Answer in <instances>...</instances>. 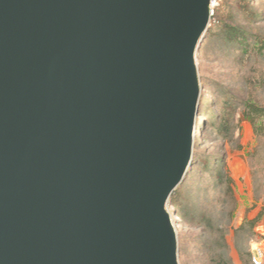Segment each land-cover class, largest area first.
Returning <instances> with one entry per match:
<instances>
[{
  "label": "water",
  "instance_id": "obj_1",
  "mask_svg": "<svg viewBox=\"0 0 264 264\" xmlns=\"http://www.w3.org/2000/svg\"><path fill=\"white\" fill-rule=\"evenodd\" d=\"M211 0H0V264H179Z\"/></svg>",
  "mask_w": 264,
  "mask_h": 264
},
{
  "label": "rangeland",
  "instance_id": "obj_2",
  "mask_svg": "<svg viewBox=\"0 0 264 264\" xmlns=\"http://www.w3.org/2000/svg\"><path fill=\"white\" fill-rule=\"evenodd\" d=\"M224 2L228 9L219 18L232 8L235 25L264 40V0H250L244 12L236 6L237 0ZM218 4L220 0H214L213 9ZM217 20L210 19L196 53L201 103L194 130L192 163L186 179L177 188L181 191V208L169 207L176 224L179 264H211L208 231L193 228L177 215L179 211L184 214L192 209L190 204L197 211L213 214L214 228L230 227L225 239L233 264H241L234 248L233 230L259 212L263 216L248 250L252 242L264 243V118L256 120L253 127L242 114L244 103L264 108V57L239 51L225 53L216 38H209V29ZM234 111L228 138H219L214 130L219 115L226 113L228 117ZM221 158L233 178L235 206L230 219L232 203L223 196V187L212 190L213 180L208 174L209 167L221 165Z\"/></svg>",
  "mask_w": 264,
  "mask_h": 264
},
{
  "label": "trees",
  "instance_id": "obj_3",
  "mask_svg": "<svg viewBox=\"0 0 264 264\" xmlns=\"http://www.w3.org/2000/svg\"><path fill=\"white\" fill-rule=\"evenodd\" d=\"M250 0H237L236 6L240 7L241 11H245V5H248ZM227 3L224 0H220V4L216 8L212 9L211 20L218 18L216 25L209 29V38H216L225 48V53L231 51H239L244 54L256 55L264 57V40H261L249 32L243 27L235 25L234 17L232 15V8L227 15H219L227 10ZM232 48V50H230ZM243 116L250 121L252 126H255L256 120L264 118V108L254 106L249 103L243 104ZM235 111L228 117L226 113L219 115V118L214 125V130L219 138H228L231 132V126L234 121ZM221 165H216L208 168V174L213 180L212 190H216L223 187V196H225L229 202L232 203V210L229 214V219L234 210L235 198L233 191V178L230 175V171L223 158L220 159ZM170 207L181 208V191H174L170 197ZM192 209H188V212L181 214L178 212L180 220H187L193 228H200L203 231H208L209 240V252L211 264H233L231 258L228 255L229 246L226 242V235L230 227L214 228L213 214L197 211L192 204L189 205ZM263 216L262 212H259L253 219H244L243 223L233 230L234 248L238 255L241 264H252L251 254L248 250V243L256 236L254 233L255 228L260 223ZM206 242V241H205ZM208 245V244H207ZM213 254V255H212Z\"/></svg>",
  "mask_w": 264,
  "mask_h": 264
},
{
  "label": "built area",
  "instance_id": "obj_4",
  "mask_svg": "<svg viewBox=\"0 0 264 264\" xmlns=\"http://www.w3.org/2000/svg\"><path fill=\"white\" fill-rule=\"evenodd\" d=\"M213 2L211 0L210 7L213 9ZM212 15V11H211ZM251 263L252 264H264V243H251L250 245Z\"/></svg>",
  "mask_w": 264,
  "mask_h": 264
}]
</instances>
